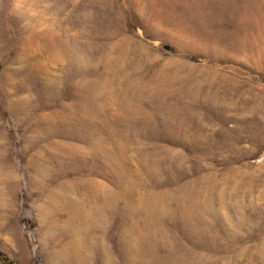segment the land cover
I'll return each mask as SVG.
<instances>
[{"label":"rangeland","instance_id":"rangeland-1","mask_svg":"<svg viewBox=\"0 0 264 264\" xmlns=\"http://www.w3.org/2000/svg\"><path fill=\"white\" fill-rule=\"evenodd\" d=\"M86 53L91 59L84 63ZM109 59L116 82L123 74L162 81L160 92L173 106L163 113L179 137L148 103L120 108L112 95L98 105L114 123L130 119L129 127L101 130L85 121L62 133L86 145L116 131L128 174L139 179L150 164L160 175L143 180L150 189L183 193L190 186L208 200L195 220L163 217L171 247L184 253L180 264H264V0H0V144L15 176L12 201L0 212V264H45L46 250L67 241L65 213L50 224L53 236L41 227L38 193L23 165L34 155L27 142L48 117L56 123L79 116L81 90L108 80ZM159 148L173 152L164 166ZM99 160L65 171L95 170L92 179L101 185L119 182L123 173ZM138 189L135 203L145 195ZM137 222L142 235L150 220L144 214Z\"/></svg>","mask_w":264,"mask_h":264},{"label":"bare ground","instance_id":"bare-ground-1","mask_svg":"<svg viewBox=\"0 0 264 264\" xmlns=\"http://www.w3.org/2000/svg\"><path fill=\"white\" fill-rule=\"evenodd\" d=\"M90 59L87 53L81 56L84 63L89 62ZM113 61L108 60V64L114 68L108 71L109 78L106 82L103 84L93 82L80 89L78 107L76 106L80 109L78 116L80 119L61 118L60 122L54 123L49 121L48 117L43 123L35 125L32 130L33 140L27 142L29 149L34 150V155L23 165L30 177L31 189L38 193L36 201L41 227L48 230L49 237L53 236L54 231L50 224L58 219L57 212L60 211L65 213L64 224L68 229L67 241L46 250L45 264H92L94 254L99 256L97 264H117L116 257L121 258L124 264H180L181 258L184 259L185 256L182 255L184 254L182 250L171 247V237L162 227L164 215L180 213L186 220H195L208 211V200L202 203L199 199L200 192L190 186H185L183 193H169L165 187L157 188L158 190L150 189V185L145 184L143 180L158 179L160 176L150 164L142 169L143 175L140 174L139 179L136 174H128L120 164L119 153L117 154L116 151L119 145L114 140L116 131L112 136L111 132L108 133L105 141L93 138L86 141V145L83 142L85 139L70 140L62 133V131H71L67 125L85 121L101 130L106 126L108 130L113 131L120 123L126 127L125 123L129 124L130 119L122 118L114 123L110 115L105 114L104 109L98 105L112 95L117 107L120 108L124 102L130 108L148 103L153 113L164 116L162 122L169 127L172 137H176V133L179 137L176 120L173 118L176 112H170L175 125L168 119L169 116L163 113L172 111L173 106L171 103H166L164 94L160 92L162 81L147 83L123 74L116 82L114 78H117L115 76L119 73L113 66ZM126 130L130 129L126 128ZM124 136L128 137L126 133ZM79 141L84 143L83 147L79 145ZM3 148L2 143L0 144V212L8 208L15 191V176L3 160ZM155 153L161 157L160 164L164 166L167 155H172L173 152L159 148ZM100 157L109 163L108 167L105 166L109 172L123 173L118 177L119 182L111 183L110 186L101 185L92 179L97 173L95 170L89 169L85 172L84 169L83 171L74 169L72 176L65 171L73 169L75 165H84L86 161H91V158H95L96 162L100 163ZM143 158V153L140 152L139 161ZM173 162L169 161L171 164ZM137 189L143 191L145 195L135 203L134 195ZM143 213L146 214L147 220H150V225L147 224L145 233L141 235L138 234L135 225L140 215L144 218ZM112 221H117L118 225H112ZM194 228L196 229L195 226ZM199 231L200 229H196L194 233L196 237ZM136 238H139V242H135ZM113 241L115 245L112 244ZM162 252L163 256L160 255ZM146 258H150V261H143Z\"/></svg>","mask_w":264,"mask_h":264}]
</instances>
